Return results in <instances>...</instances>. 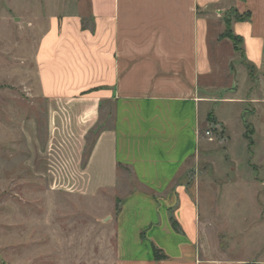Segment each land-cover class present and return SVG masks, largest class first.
Wrapping results in <instances>:
<instances>
[{
    "label": "crops",
    "instance_id": "obj_1",
    "mask_svg": "<svg viewBox=\"0 0 264 264\" xmlns=\"http://www.w3.org/2000/svg\"><path fill=\"white\" fill-rule=\"evenodd\" d=\"M53 6L33 55L47 105L49 188L85 201L103 202L107 193L119 201L115 264H264V258L217 257L189 168L211 105L221 103L202 94L220 63L211 48L213 21L230 9L249 14L232 20L231 29L242 39L247 69L264 83V0H54ZM248 100L230 96L222 103ZM252 101L260 106L264 96ZM219 120L230 135L240 124L245 138L239 119ZM154 248L165 258L157 260Z\"/></svg>",
    "mask_w": 264,
    "mask_h": 264
},
{
    "label": "rangeland",
    "instance_id": "obj_2",
    "mask_svg": "<svg viewBox=\"0 0 264 264\" xmlns=\"http://www.w3.org/2000/svg\"><path fill=\"white\" fill-rule=\"evenodd\" d=\"M53 1L0 0V264H115L118 201L109 193L85 201L46 183L47 105L33 55ZM235 18L230 9L211 27L220 63L202 94L221 103L212 102L189 168L217 257L264 258V104L252 101L263 98L264 83L227 38ZM230 96L249 100L222 103ZM228 118L244 132L248 125L252 142L240 124L227 134L219 119Z\"/></svg>",
    "mask_w": 264,
    "mask_h": 264
},
{
    "label": "trees",
    "instance_id": "obj_3",
    "mask_svg": "<svg viewBox=\"0 0 264 264\" xmlns=\"http://www.w3.org/2000/svg\"><path fill=\"white\" fill-rule=\"evenodd\" d=\"M235 14H236V18L234 20H237V21H244V20H247L249 18V14L243 15V16L239 15L237 12H235ZM227 24L230 27V35L227 38H229L233 42L235 48H237L238 46L240 48V46H242V39L233 33V31L231 29V25H230V24H232V19L228 20ZM246 127H247L246 138L249 139L250 142H252V140L250 139V133H252V131L249 130L248 125ZM118 203H119V201H118ZM119 212H120V207L118 208V213ZM172 225L176 231H180V228H179L177 222L173 218H172ZM154 255H155L157 260H162L163 258H165V255L161 252V250H159L157 248H154Z\"/></svg>",
    "mask_w": 264,
    "mask_h": 264
},
{
    "label": "built area",
    "instance_id": "obj_4",
    "mask_svg": "<svg viewBox=\"0 0 264 264\" xmlns=\"http://www.w3.org/2000/svg\"><path fill=\"white\" fill-rule=\"evenodd\" d=\"M207 134L209 135V134H210V132H207Z\"/></svg>",
    "mask_w": 264,
    "mask_h": 264
}]
</instances>
